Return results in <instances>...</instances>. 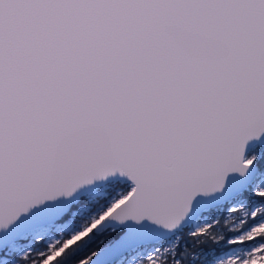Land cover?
Listing matches in <instances>:
<instances>
[{
    "label": "snow or ice",
    "instance_id": "6c2138e0",
    "mask_svg": "<svg viewBox=\"0 0 264 264\" xmlns=\"http://www.w3.org/2000/svg\"><path fill=\"white\" fill-rule=\"evenodd\" d=\"M232 228L214 264H264V0H0V264Z\"/></svg>",
    "mask_w": 264,
    "mask_h": 264
},
{
    "label": "rangeland",
    "instance_id": "374dc122",
    "mask_svg": "<svg viewBox=\"0 0 264 264\" xmlns=\"http://www.w3.org/2000/svg\"><path fill=\"white\" fill-rule=\"evenodd\" d=\"M228 215L227 213L224 214V219H228ZM229 227L231 228V225H229ZM219 235L225 236L226 240L220 244L217 245V248L211 249V250H204L202 248H198L197 252H193L194 254H196L197 256H199V253L201 251H203L204 256L200 257L198 259L192 260L189 264H214V256L216 259H219L223 256H225V254H228L231 252V247L227 245V239L231 238V235L233 233H235L237 231V229L232 228L230 232H226L223 229H218L217 230ZM187 230H185V235H186ZM183 235V234H181ZM182 239V238H181ZM181 239L179 241V244H181V248L182 247V243H181ZM39 247V246H38Z\"/></svg>",
    "mask_w": 264,
    "mask_h": 264
},
{
    "label": "trees",
    "instance_id": "16d2710c",
    "mask_svg": "<svg viewBox=\"0 0 264 264\" xmlns=\"http://www.w3.org/2000/svg\"><path fill=\"white\" fill-rule=\"evenodd\" d=\"M103 240H104V237L103 236H99V237H97L96 243L99 244ZM181 243H182V247L187 246L190 252H197L198 248H202L204 250H211V249L217 248V245H213L211 243L196 245L185 234L182 235ZM92 247H95V244ZM180 247H181V244H180ZM90 250L91 249H89V251ZM82 255H83V253H75L73 255H68L66 258L62 257L61 259H63L64 264H75V262ZM191 261H192V259L189 258V259L186 260L185 264H189Z\"/></svg>",
    "mask_w": 264,
    "mask_h": 264
}]
</instances>
